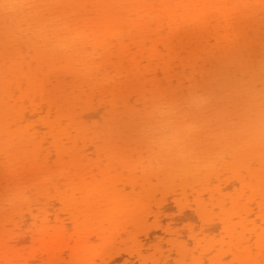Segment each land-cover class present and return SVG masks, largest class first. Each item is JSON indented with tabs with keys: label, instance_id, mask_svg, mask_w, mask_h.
Segmentation results:
<instances>
[{
	"label": "bare ground",
	"instance_id": "6f19581e",
	"mask_svg": "<svg viewBox=\"0 0 264 264\" xmlns=\"http://www.w3.org/2000/svg\"><path fill=\"white\" fill-rule=\"evenodd\" d=\"M28 2L0 6V264H264V0Z\"/></svg>",
	"mask_w": 264,
	"mask_h": 264
},
{
	"label": "clouds",
	"instance_id": "9594fccd",
	"mask_svg": "<svg viewBox=\"0 0 264 264\" xmlns=\"http://www.w3.org/2000/svg\"><path fill=\"white\" fill-rule=\"evenodd\" d=\"M0 6H6L13 16L27 17L34 12V9L28 2V0H0ZM57 25L53 24L49 27L48 32L51 38V32L56 29ZM53 44L56 41L53 40ZM156 119L164 121L167 119L166 109H157ZM152 133L158 141L159 147L165 150L176 151L179 150L181 145L178 143L175 133L161 125H155L152 129Z\"/></svg>",
	"mask_w": 264,
	"mask_h": 264
},
{
	"label": "rangeland",
	"instance_id": "374dc122",
	"mask_svg": "<svg viewBox=\"0 0 264 264\" xmlns=\"http://www.w3.org/2000/svg\"><path fill=\"white\" fill-rule=\"evenodd\" d=\"M87 18V17H86ZM184 105H186V103H184ZM192 121H193V119H192ZM191 121V122H192ZM137 124V122L135 123V125ZM193 124H195V122H193ZM133 126H134V124H133ZM148 165V164H147ZM104 168H105V165L104 164H101V165H97L96 167H95V169H96V171L97 172H100L101 170H104ZM189 193H187L186 194V196L188 197V199H192L193 197H192V194H191V192L190 191H188ZM182 194V193H181ZM157 197L155 198V199H159L160 197L158 196V194L156 195ZM184 198V196H185V193H184V195H180V193H179V195L177 196V200L179 201V199L181 198ZM159 197V198H158ZM175 197V196H174ZM168 198H170V197H168ZM172 198V197H171ZM170 198V199H171ZM181 198V199H182ZM167 199V198H166ZM175 199L176 198H172L171 200H165L164 202H166L167 203V205H166V211H165V213L162 215V217L159 219L160 221H162V223H163V225L165 224V222H166V224H167V222L170 220V218L171 217H174V216H176L177 214H178V212H177V208H179V206L180 205H183L184 204V202H185V200L182 202V201H180V202H182L183 204H180V205H178L177 203H178V201L176 200L175 201ZM179 202V203H180ZM164 204V203H163ZM185 205V204H184ZM165 207V206H164ZM179 210V209H178ZM187 211V210H186ZM185 211V212H186ZM188 211H189V209H188ZM187 211V212H188ZM192 211V210H191ZM188 214H189V212H188ZM190 214H191V212H190ZM194 219V218H193ZM150 221H151V224H157L158 223V221L156 220L155 221V219H152L151 217H150ZM170 222V221H169ZM192 223H193V225H195V226H197V229H201L202 228V223H201V221H200V219H198V218H195L194 220H192ZM181 225H183V224H181ZM183 227V226H182ZM220 233V232H219ZM218 232H216V237L218 238V241H220L221 239H222V235H224V234H219ZM215 236V235H214ZM225 236V235H224ZM215 237V238H216ZM142 239H144V238H142ZM226 239V238H225ZM166 239H163V243H164V241H165ZM227 240V239H226ZM143 241H145V239L143 240ZM168 241V240H167ZM167 241H165L166 243H164V245H166V244H168V242ZM221 242V241H220ZM162 243V244H163ZM222 243V242H221ZM220 245V244H219ZM221 246V245H220ZM220 246H217V247H219L220 248ZM165 248H163V250L165 251V250H169L170 249V247L167 245V247H169V248H167L166 246H164ZM222 247V246H221ZM154 249V248H153ZM153 249H151V251H153ZM151 251H149V253H152ZM154 251H155V249H154ZM166 252V251H165ZM208 264H209V262H207Z\"/></svg>",
	"mask_w": 264,
	"mask_h": 264
}]
</instances>
